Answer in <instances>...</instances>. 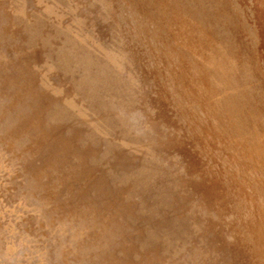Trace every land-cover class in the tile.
Listing matches in <instances>:
<instances>
[{
    "label": "rangeland",
    "instance_id": "374dc122",
    "mask_svg": "<svg viewBox=\"0 0 264 264\" xmlns=\"http://www.w3.org/2000/svg\"><path fill=\"white\" fill-rule=\"evenodd\" d=\"M0 264H264V0H0Z\"/></svg>",
    "mask_w": 264,
    "mask_h": 264
},
{
    "label": "bare ground",
    "instance_id": "6f19581e",
    "mask_svg": "<svg viewBox=\"0 0 264 264\" xmlns=\"http://www.w3.org/2000/svg\"><path fill=\"white\" fill-rule=\"evenodd\" d=\"M256 37V36H255ZM199 169V168H198ZM200 177V176H199ZM207 184V183H206ZM207 188V187H206ZM208 190V189H207ZM210 191V190H209ZM212 191V190H211Z\"/></svg>",
    "mask_w": 264,
    "mask_h": 264
}]
</instances>
